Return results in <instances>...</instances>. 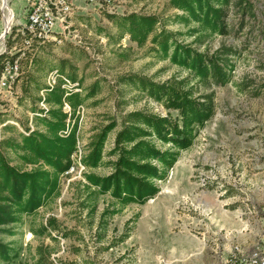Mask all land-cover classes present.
<instances>
[{
    "label": "rangeland",
    "instance_id": "obj_1",
    "mask_svg": "<svg viewBox=\"0 0 264 264\" xmlns=\"http://www.w3.org/2000/svg\"><path fill=\"white\" fill-rule=\"evenodd\" d=\"M97 1L69 0L67 20L77 35L73 39L34 43L27 49L20 39L9 38L6 49L9 32L25 23L32 0H0V53H17L13 59L20 68L10 92L0 89L2 139L16 138L32 120L39 89L59 59L68 61L65 72L75 75L81 95L96 82V93L75 113L80 147L115 122L104 142L103 163L85 167L83 179L84 173L101 176L110 171L105 162L115 156L107 151L124 113L165 114L159 103L120 82L123 75L136 73L158 82L186 77L194 95H213L214 113L197 128L192 144L179 152L166 178L156 182L155 195L142 204L119 206L107 194H96L75 172L60 175L55 197L19 222L0 225V245L8 256H0V264H32L38 246L43 249L41 264H222L221 257L235 245L240 251L264 250V0H230L227 32L208 35L200 44L188 34L194 24L176 22L173 16L180 11L166 0ZM105 9L154 14L159 28L198 51L230 47L229 81L202 84L159 59L149 41L138 47L126 35L117 38V29L102 13ZM14 42L24 55L11 48ZM0 149L10 164L20 165L8 148ZM50 217L54 229H47L49 236L36 234Z\"/></svg>",
    "mask_w": 264,
    "mask_h": 264
},
{
    "label": "trees",
    "instance_id": "obj_2",
    "mask_svg": "<svg viewBox=\"0 0 264 264\" xmlns=\"http://www.w3.org/2000/svg\"><path fill=\"white\" fill-rule=\"evenodd\" d=\"M140 1L150 0H130ZM166 2L171 8L180 11L173 16L176 22L186 26L194 24L188 29V34L198 44L203 43L208 35L227 32L225 16L230 0ZM102 13L117 29V38L126 35L138 47L149 41L159 59H167L169 63L186 70L198 82L224 85L229 81L233 69L229 56L234 53L230 47H221L211 53L198 51L174 39L173 34L163 27L159 28L158 18L154 14ZM22 36L17 34L14 39L18 41ZM11 43L9 37L6 38V49ZM22 52L24 55L25 52ZM16 55L0 53V71L3 62L13 60ZM66 62V59H59L55 69L64 74ZM64 75L71 81L75 79L70 71ZM188 80L186 77H171L158 82L136 73L120 77V82L129 84L134 90L159 103L165 109V114L144 110L124 113L112 146L107 151L108 155L115 156L113 160L105 162L111 168L110 171L101 176L84 173L86 186L96 194H107L119 206L142 204L155 195L158 191L156 182L166 178L179 152L192 144L197 128L202 127L214 113L213 95H194ZM96 89L94 81L83 95L80 92L65 95L59 84L50 89L42 85L39 90H43V96L38 95L36 98L38 102L45 103L47 108H33L32 122L36 128L27 134L17 132L16 138L0 140V147L8 148L20 162L19 166L10 164L0 149V225L17 223L23 215L34 214L58 194L59 176L69 167L70 155L76 147L75 108L85 98L95 94ZM63 101L69 106V113L62 110ZM171 110L176 112L175 115L170 114ZM114 126V121L104 125L83 146L80 160L86 168L103 163L104 142ZM66 127L68 130L63 133ZM26 164L35 166L26 169ZM46 222V226L35 230L36 234L49 236L47 229H54L53 218H47ZM42 250L41 246L35 249L36 257L32 264H41ZM0 256L5 259L8 257L2 245Z\"/></svg>",
    "mask_w": 264,
    "mask_h": 264
},
{
    "label": "built area",
    "instance_id": "obj_3",
    "mask_svg": "<svg viewBox=\"0 0 264 264\" xmlns=\"http://www.w3.org/2000/svg\"><path fill=\"white\" fill-rule=\"evenodd\" d=\"M107 1V0H102ZM99 4L101 0L97 1ZM100 7V5H99ZM107 12L109 10L105 9ZM72 12V6L69 0H32L31 4L25 11V23L23 25H16L12 31L9 32L10 40H13L17 34H22L20 38V45H24V48L31 49L34 43L39 44L51 40L55 43L64 40H71L76 37V29L69 28L70 23L67 17ZM111 13V11H110ZM58 29H56V28ZM13 50L20 51L21 48H16V44L11 46ZM10 49V48H9ZM4 51L8 54L10 51ZM10 54V53H9ZM20 54H23L22 50ZM16 59V58H15ZM6 60L3 62L0 71V89L10 92L11 84L14 79L19 75L20 68L17 60ZM59 84V86L64 90V94L69 92H80L81 87L77 80L71 81L64 74H61L57 69H51L47 72L44 80L45 89H50L54 85ZM39 95L43 96V90L39 91ZM38 107L46 109L47 106L42 101L38 102ZM81 105H77L75 108V113H78ZM62 110L69 113V106L65 101L62 102ZM5 123H1L0 127ZM32 120L29 121L26 126L27 130H21L22 133L27 134L29 131L35 129ZM67 127L63 130V133L67 132ZM1 132H0V140ZM83 153V147H80L77 138L75 150L70 155L71 163L69 167L61 174H68L75 172L77 178L84 180L81 177L85 166L81 163V155ZM32 164H27L26 169L31 168ZM42 166V165H41ZM45 168V166L43 165ZM86 183V181L84 180ZM222 258V264H264V250L262 249H251L248 251H240L237 245L233 246L227 255Z\"/></svg>",
    "mask_w": 264,
    "mask_h": 264
},
{
    "label": "water",
    "instance_id": "obj_4",
    "mask_svg": "<svg viewBox=\"0 0 264 264\" xmlns=\"http://www.w3.org/2000/svg\"><path fill=\"white\" fill-rule=\"evenodd\" d=\"M5 32H6V30H4V31L2 32V34H1V35H2V36H3V35H5Z\"/></svg>",
    "mask_w": 264,
    "mask_h": 264
},
{
    "label": "bare ground",
    "instance_id": "obj_5",
    "mask_svg": "<svg viewBox=\"0 0 264 264\" xmlns=\"http://www.w3.org/2000/svg\"><path fill=\"white\" fill-rule=\"evenodd\" d=\"M8 26V23L6 24V27Z\"/></svg>",
    "mask_w": 264,
    "mask_h": 264
}]
</instances>
